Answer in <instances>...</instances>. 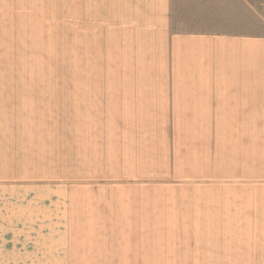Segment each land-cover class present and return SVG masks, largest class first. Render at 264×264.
<instances>
[{
    "label": "rangeland",
    "instance_id": "374dc122",
    "mask_svg": "<svg viewBox=\"0 0 264 264\" xmlns=\"http://www.w3.org/2000/svg\"><path fill=\"white\" fill-rule=\"evenodd\" d=\"M160 3L0 0V187H67L70 264H264V113Z\"/></svg>",
    "mask_w": 264,
    "mask_h": 264
},
{
    "label": "crops",
    "instance_id": "0c3cea01",
    "mask_svg": "<svg viewBox=\"0 0 264 264\" xmlns=\"http://www.w3.org/2000/svg\"><path fill=\"white\" fill-rule=\"evenodd\" d=\"M151 1L161 2L154 15L163 19L164 33L180 34L170 40V48L212 50L217 65L226 58L228 70L237 76L228 79L248 81L227 89L236 93L230 103L241 99V103L255 104L257 100L259 109L237 110L263 114L264 0ZM256 75L257 81L251 80ZM207 96L218 97L210 88ZM68 202L63 185L0 187V264H70Z\"/></svg>",
    "mask_w": 264,
    "mask_h": 264
}]
</instances>
